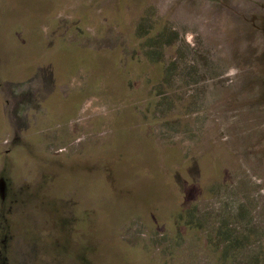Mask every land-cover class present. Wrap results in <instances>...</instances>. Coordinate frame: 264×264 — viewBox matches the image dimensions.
<instances>
[{
  "label": "rangeland",
  "instance_id": "1",
  "mask_svg": "<svg viewBox=\"0 0 264 264\" xmlns=\"http://www.w3.org/2000/svg\"><path fill=\"white\" fill-rule=\"evenodd\" d=\"M0 264H264V0H0Z\"/></svg>",
  "mask_w": 264,
  "mask_h": 264
},
{
  "label": "trees",
  "instance_id": "2",
  "mask_svg": "<svg viewBox=\"0 0 264 264\" xmlns=\"http://www.w3.org/2000/svg\"><path fill=\"white\" fill-rule=\"evenodd\" d=\"M134 57L136 58V60L138 59L137 56H134ZM175 175H176V173H175ZM172 180H174V179H172ZM178 191H179V197L181 198V200H184L187 193L185 194V192H182L180 188ZM179 222H181V221L179 220ZM176 231H181V228H177Z\"/></svg>",
  "mask_w": 264,
  "mask_h": 264
}]
</instances>
